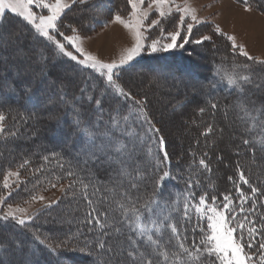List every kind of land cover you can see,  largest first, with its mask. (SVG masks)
<instances>
[{
    "label": "trees",
    "instance_id": "16d2710c",
    "mask_svg": "<svg viewBox=\"0 0 264 264\" xmlns=\"http://www.w3.org/2000/svg\"><path fill=\"white\" fill-rule=\"evenodd\" d=\"M235 1L244 4L243 0ZM101 2L102 0H91L83 5H75L66 11V19L64 17L62 19L66 24L75 27L79 33H86L87 22L83 19L84 11L95 9ZM248 3L251 7L264 12V0H248ZM117 4L109 9L108 13H117ZM78 14L80 17H77ZM6 16L7 22L0 26V33L22 27L21 18L11 13H6ZM26 40L30 42L34 40L37 46L46 50L47 60L43 61L45 70L41 74L38 73V69L35 71V60L32 59L27 63L26 70H11L18 66L20 58L17 54L10 55L6 48L11 45L0 40V57H8L6 60L0 59V114L5 116L6 121L3 138L0 140V196L5 195L4 176L14 169L19 170L22 180L16 186V188L20 187L18 191L8 197L9 203L27 201L35 197L36 192L53 185L73 184L74 186L68 188L63 203L40 211L23 225L11 220H0V264H21V262L100 264V258L88 255L91 248L97 247L96 241L103 235L93 217H97L101 223L107 225L103 231L108 232L109 236L105 237V240L116 250L121 260L126 256L127 250H133L131 241L127 239L128 236L151 250L154 246L146 242V238L139 239L137 233L126 226L125 211L135 206L143 212L144 209L140 206L146 200L155 197L161 202L158 213L167 215L174 207H182L184 197L187 195L189 177L200 181L199 186L193 184L192 188L197 198L206 192L209 198L216 195L217 203H220L223 194L230 192L233 200L236 201L237 193L228 177L238 180L237 163L249 183L258 189L253 196L247 185L242 183L239 185L250 197L244 205L246 209L252 207L255 200L256 211L249 218L260 222V217L264 214V207L261 206L264 205V150H262L264 126L260 123L264 120V111H261L254 121L243 110L242 115L248 122L244 129H232V127L229 129V124L235 120L231 110L240 103H243L248 110L253 108L264 110V89L261 92L253 91L261 85L257 80L264 77V63L248 60L234 52L228 54L224 50L225 47L221 46L213 49L218 52V56L215 57L217 59L205 57L203 60L205 63L189 57L184 50L143 58L130 66L118 69L114 75L116 83L126 93H130V98H126L114 87L109 86L106 79L93 69L84 68L76 61L51 51L54 46L44 38H36L28 34ZM222 51H224L223 55ZM28 52H31L30 48ZM28 52L26 51V54ZM243 65L249 67L244 68ZM152 70L162 73H152ZM167 70L175 75L176 80H190L191 84H194V89L212 92L204 99L194 97L195 95L191 98L190 107L193 109V116L184 128L189 130V133L184 136L186 141L180 145V148L178 144L171 148L152 117L150 104L147 101L143 105L137 103L144 101L145 98L125 86L130 75L142 72L157 79L160 78L159 76L162 78L166 76ZM233 70L250 75L252 83L244 86V93L228 86L226 79L223 78L224 72ZM61 72L75 76L76 80H67L66 84L61 85ZM43 81L49 86H42ZM196 82L199 84L195 86ZM56 84L59 86L57 89L54 88ZM61 95L66 98L62 100L64 101L62 105L55 109L52 122H49L41 109L45 107V100L50 97L59 100ZM89 95L93 99L102 97V112L87 99ZM77 100L80 102L77 103ZM213 103L217 105L215 109L211 107ZM141 106L154 128L159 129L158 133L149 131L150 125L143 116L138 115L137 109ZM185 107L181 105L178 111H184ZM201 108L204 109L203 112L200 111ZM117 111L121 117L127 115L129 119L126 122L121 120L118 128L112 130L111 143L129 147L135 144L136 150L129 158L126 154L127 149L122 153L106 149L104 153H98L100 159L97 160L91 157V153L97 150L93 148L92 140L84 134V128L91 127L97 132L95 142L99 144L103 138L98 134L108 129L110 114H115ZM35 126H37L36 135ZM209 126L212 132L204 135ZM47 129H49L47 136H43L42 132ZM29 133H32L31 137ZM159 136L164 138V147L168 152L169 161L166 169L163 165L160 169L155 167L159 158L163 156V152L157 148ZM25 137L27 139L23 140ZM244 139H250L253 143L245 145ZM41 141L45 146L38 145ZM108 143L109 141H105V144ZM16 145L24 148L23 151L18 152L19 154L12 152V146ZM204 153L208 155L204 156ZM117 157L125 161L130 176L117 175L120 168V164L115 161ZM201 158L210 165L211 172H207L199 165ZM137 163H139V172L135 171ZM21 164L24 166L21 167ZM163 170L169 171L171 178L166 177L162 182L164 186L157 188L156 175L162 174ZM69 172L75 175L69 176ZM80 181L88 187L84 188ZM133 183L136 187H132ZM125 193L127 195H124ZM88 199L93 201L91 205ZM177 200L180 201V205H176ZM165 203L168 205L167 208H163ZM121 204L124 205L123 208ZM60 208L64 209L58 211ZM93 208L96 209L95 212H92ZM89 213H92V216H89ZM245 214L247 213L241 215ZM181 215V211L172 210L177 226L188 229L189 239L186 244L191 246L193 235L197 242L200 238L199 229L195 234L191 231L197 221L193 217L191 223H186L180 219ZM61 219L68 221V224L56 228V220ZM127 219L129 221L134 219L130 211L127 213ZM237 219H240V216ZM200 223L203 225L204 221ZM116 229H120L121 232L117 233ZM152 234L154 239L161 241L162 245L167 243L171 235L170 229L164 230L163 236L157 234L155 230ZM36 236L45 243L41 244L35 239ZM60 241L70 242L71 247H60L55 253L47 247L48 244L55 247ZM18 244L21 246L17 247ZM172 244H175V240ZM85 245L88 248H85ZM257 247L258 245L251 250V253L254 255V262L260 264L256 256ZM163 250L169 252L170 259L167 264H172L176 259L173 253L179 249L172 245H167L166 249L156 248L157 252Z\"/></svg>",
    "mask_w": 264,
    "mask_h": 264
},
{
    "label": "snow or ice",
    "instance_id": "6c2138e0",
    "mask_svg": "<svg viewBox=\"0 0 264 264\" xmlns=\"http://www.w3.org/2000/svg\"><path fill=\"white\" fill-rule=\"evenodd\" d=\"M243 2L246 10L251 11V6L249 5L248 0H243ZM86 3H88V0H0V26L7 22L6 13H11L14 14L15 17L21 18L20 22L22 24V27L18 30L0 33V40H4L11 46L19 45L22 50L28 51V49L24 47L27 35L31 34L36 38L42 37L45 41L54 46L51 51L58 52L64 57L76 61L84 68L93 69L101 76L106 77L108 85L114 87L120 95L130 98V93H126L124 89L116 83V80L114 79V75H116L115 70L122 65L127 64L135 56H138L141 53V50L144 47V41L147 39L144 31L160 25V31L163 35L161 19H167L170 17L173 10L179 13L180 15L172 21L173 30L167 33L166 38L170 37V41L161 44L159 39H153L150 43L152 52L168 51L176 47L182 48L187 44L188 37L193 30V24L199 23L195 11L190 10L187 3H185V5H180L176 4L175 0H149L148 7L144 9L143 5L145 0H128V4L131 6L129 19L125 20L121 15L116 14L114 16V21L123 24L124 27L133 32L136 41L135 46L129 49L127 54L122 56L119 62L113 61L111 63H104L96 56L85 52L81 46L82 40L78 34V30L71 24H66L65 20L62 19V17L66 19V10L71 8L72 5H83ZM153 9L158 13V17L152 19L146 24L145 22L148 20L149 14ZM186 17L189 20L188 23H186ZM62 27L71 29L72 34L66 35L65 32L61 30ZM25 29L27 31H25ZM142 29L144 31H142ZM181 31H184L185 33L183 37H181ZM215 31L217 33L221 32L219 26H216ZM58 37L62 39H58ZM227 39L232 42V49L234 52L239 49L240 55L247 57L248 60H253V57L249 56L247 51L237 45L236 37L228 36ZM178 40H180L179 44H177ZM202 40H211V37L205 35L200 40H196L195 43L199 44ZM62 41L67 42V45L74 48L75 52L79 53L83 59H78L77 55H74L73 51H69L66 48L65 43ZM30 55L37 63L47 60V56L43 50H31ZM260 63H264V61ZM242 67L248 68L249 66L243 65ZM41 71H43V69H41ZM223 78L226 79L228 86L233 87L240 93L245 92L244 86L246 84L252 83L250 75L237 73L235 70L232 72H224ZM81 91L83 92L84 90L82 89ZM61 99H64L63 95H61ZM87 99L94 103L101 112L103 111L101 108L102 97L93 99V97L89 95ZM137 103L143 105L145 101H137ZM239 106L247 115L252 117L254 121L259 117L261 111H264L256 108L248 110L244 107L243 103H240ZM211 107L215 109L217 105L213 103ZM137 111L150 125L149 131H155L158 133L159 129H155L154 125L151 124V120L147 117L144 108L141 106ZM200 111L203 112L204 109L201 108ZM254 113L255 115H253ZM128 119L129 116L124 115L121 117L118 111L115 114H110L108 129L98 134L99 137L103 138L99 144L95 142L97 132L91 127L84 128V134L92 140V146L97 150L91 153V157H94L97 160L100 159L98 153H104L106 149H112L117 153H122L123 150L127 149L126 154L131 158L136 150L135 144H132L129 147L128 145L119 143L113 145L111 143L112 130L118 128L121 124V120L126 122ZM4 120L5 116L0 114V134H3L5 131L3 127ZM260 123L264 126V120H261ZM77 124H79V121H77ZM253 127H255V124ZM251 130L252 129H249V131ZM211 132L212 128L209 126L203 134L207 135ZM11 134L15 135V133ZM105 141H109V143L105 144ZM243 143L248 145L253 143V141L250 139H244ZM164 145V138L159 136L157 138V148L163 152V156L162 158H159V161L155 166L156 169H160L161 165H163L165 169L168 167L169 157ZM262 150H264V147H262ZM207 155V153H204V156ZM115 161L120 164V168L117 171L118 176L131 175L123 159L117 157L115 158ZM25 163H27V161ZM199 165L207 172H211V167L204 158L199 160ZM23 166L24 165L21 164V167ZM135 171H140L139 163H137ZM237 171L238 180H234L231 176L228 177L229 181H231L235 187L237 193L236 201L233 200L230 192H225L223 194L220 203H217L218 197L216 195H212L211 198H209L206 192L197 198L195 192L192 191V188L193 184L199 186L200 181L199 179L193 180L189 177L187 182V195L184 197L182 207H174L172 210L181 211L182 215L180 219L186 223H191L193 217L196 218L197 222L191 231L195 234L196 230L199 229L200 238L197 242L193 235L191 246L186 244V241L189 239L187 235L188 229L186 227L180 228L177 226V223L174 222L175 218L172 216V210H169L167 215L158 213L157 210L161 208V202L153 197L150 200H146L140 206V208L144 209L143 212L134 206L131 209H127L124 213V223L126 226L133 232H136L139 239L143 240L146 238V242L154 246L151 250L144 248V245L139 243L138 240H133L131 236H128L127 239L131 241L133 250H127L126 256L121 260L116 250L112 246H109L105 240V237L109 236L108 232L103 231L107 225L101 223L97 217H93L95 222L99 224V228L103 235L97 239V247L91 248L88 255H95L100 258V264H167L170 259L169 252L167 250L157 252L156 248L166 249L167 245H172L179 249V251L173 253V256L176 257V259L172 261V264H252L254 255L251 253V250L258 245L256 248V256L260 264H264V214L261 215L260 222L249 218L250 215L256 211L255 200H253V206L246 209L244 205L250 197L245 194L244 190L240 188L239 185L241 183L247 185L251 189L253 196L258 189L249 183L244 171L240 170L239 163H237ZM68 175L73 176L75 173L69 172ZM12 176L19 178V172L9 171L7 173V176L3 181L5 189L11 187L8 182V177ZM166 177L171 178V174L167 170H163L162 174L156 175L155 184L157 188L164 186L162 182ZM80 182L84 188L88 187L87 184H83L82 181ZM89 183H91V181H89ZM55 186L56 185H53V187ZM73 186V184H70L69 188L71 189ZM132 187H136V184L133 183ZM96 191H99V189H96ZM9 195H11L10 192ZM124 195H127V193ZM85 198L87 199V196ZM40 199H43V197H40ZM88 203L91 205L93 201L88 199ZM3 204L4 199L0 198V205ZM176 205H180L179 200L176 201ZM120 206L121 208L124 207L123 204ZM261 206L264 207V205ZM167 207L168 205L165 203L163 208ZM24 211L26 210L23 208L13 209L11 204H9L8 211L3 215H0V220L7 221L11 218L17 223L23 225L25 224V220L20 218L17 213ZM95 211L96 209L93 208L92 212ZM128 211H130L134 217L131 221L127 219ZM242 213L247 214L241 215ZM88 215L92 216V213H89ZM238 216H240V219H237ZM106 218L107 214L105 213V219ZM201 221H204L203 225H201ZM166 229H170L171 235L167 243L162 245L159 239H154L152 233L153 230H155L157 234L163 236V232ZM116 232L120 233L121 230L116 229ZM257 237H259V239H257ZM35 239L39 240L41 244L45 243V241L40 240L39 236H36ZM173 240H175V244H172ZM20 246L21 245L19 244L17 245V247ZM65 246L71 247L70 242L60 241L55 247L51 244L47 245L53 253H55L58 248ZM85 248H88V246L85 245ZM140 249L143 250L141 251ZM246 249L249 251H246ZM81 251H84V249H81ZM160 257L163 259L161 260ZM21 264H24V262H21Z\"/></svg>",
    "mask_w": 264,
    "mask_h": 264
},
{
    "label": "rangeland",
    "instance_id": "374dc122",
    "mask_svg": "<svg viewBox=\"0 0 264 264\" xmlns=\"http://www.w3.org/2000/svg\"><path fill=\"white\" fill-rule=\"evenodd\" d=\"M116 3H118V12L108 13V10L114 8ZM148 3L149 0H145V3L143 5L144 9L148 7ZM175 3L180 5H185V3H187L189 9L195 11V14L199 21V23L193 24V30L191 35L188 37V43L185 44L182 48L176 47L168 51H151L150 43L153 39H159L161 41V44L170 41V37L166 38L167 33L173 30V19L180 15L173 10L170 17H168L167 19H161V25L163 26V35L160 31V25L155 26L147 31H144L142 29L145 36H147V39L144 41V47L142 48L141 53L138 56H135L127 64L122 65L120 68L130 66L133 63L142 60L143 58L158 56L159 54H171V52H176V50H179L180 52L184 50V53L189 57L196 59L200 63H205V61H203L205 57L215 58L218 56V52L213 50L214 48H220L221 46L222 48L225 47L224 50H226L228 54L230 52H234L232 49V42L227 39L228 36L236 37L237 45H239L243 50L247 51L249 56L253 57V60L259 62L264 61L263 11L256 9L255 7H251V11H247L245 8V4L236 2L235 0H175ZM72 7H75V4L72 5ZM130 13L131 6L128 4V0H102L99 6H97L95 9H86L84 11L83 17V19L87 22V24H85L86 33L81 34L78 32L82 40L81 46L83 47L85 52L96 56L104 63H111L113 61L119 62L121 57L126 55L128 50L135 46L136 41L133 32L124 27L123 24L115 22L114 16L116 14H119L125 20H128ZM71 17H73L72 14ZM77 17H80V15L78 14ZM157 17L158 13L155 11V9H153V11L149 14L148 20L145 23L147 24L152 19ZM188 22L189 20L186 17V23ZM216 26H219L221 30L220 33H217L215 31ZM61 30L64 31L66 35L72 34L71 29L69 28L62 27ZM118 34H121V36L117 37ZM184 35V31H181V37H183ZM205 35L210 36L211 40H202V42L199 44L195 43L196 40H200ZM58 39L62 38L58 37ZM62 42L65 43L66 48L69 51H73L74 55H77V57L79 56L80 59H83V57L80 56L79 53L75 52L74 48L67 45V42ZM179 43L180 40L177 41V44ZM24 47L27 49L30 48L31 50H43L44 53H46V50L37 46L36 41L34 40L31 42L26 40L24 42ZM6 51H9L10 55L13 54V56L17 54V56H19L20 58L18 66L11 69L13 71L26 70L27 63H29L31 59L34 60L30 53L27 51L28 53L26 54V51L22 50L21 46L19 45L9 46L6 48ZM223 52L224 51L221 52L222 55ZM234 53H237V55H239L240 57L247 58L239 54V49H237ZM7 58L0 57V59L2 60H6ZM37 69L39 71L38 73L40 74L44 72L45 68L43 67V62L37 63L35 61V71ZM41 69H43V71H41ZM117 70H115V72ZM162 71H164V69ZM162 71L157 72L156 70H152V73L159 74L162 73ZM171 73L172 72L170 70H167L166 76L162 78L158 75L160 78L156 79L149 76V74L138 72L137 75H130L127 77L128 83L125 81L127 83L125 86H127V88L131 89L136 94L145 98L144 101H147L152 107L151 114L154 121L164 133L169 144L171 145V148H174L176 144H178L180 148V145H182L186 141L184 136L189 133V130L187 131V129L184 128L188 124L187 121H191V117L193 116V109H191L190 107L191 98H193V96L195 95L194 97L198 96L199 99H204L212 94V92H206L197 88L194 89V84H191L190 80H176L175 75ZM104 78L106 79V77ZM67 80L74 81L76 80V77L73 75L68 76L67 74L61 72V85L66 84ZM257 81L260 82L261 85L253 91L261 92L264 89V77H260ZM198 84L199 82H196L195 86ZM56 85L54 88L57 89L59 86L58 84ZM42 86H49V84L43 81ZM62 100L63 99H55L54 97H50L48 100H45V107H43L41 110H43V114L45 115V118L49 119V122H52L51 118L54 115L55 109L60 107L62 105L61 103L64 102H62ZM78 102L80 101L77 100V103ZM181 105L186 106L184 111H178V108H180ZM242 114L243 110L241 109V107H233V109L231 110V115L233 118L235 117V120L233 122H230L229 129H231V127L232 129H244L248 122ZM5 123L6 121L4 120L3 127L5 126ZM48 130L49 129L42 132L43 136H47ZM36 132L37 126H35V135ZM28 135L31 137L32 133H29ZM2 138L3 134H0V140ZM25 139H27V137H25L23 140ZM38 145L45 146L42 141ZM23 150L24 148L20 146H12L13 153L19 154L18 152H21ZM10 171L17 172V170L15 169ZM7 173L4 178L7 176ZM21 180L22 179L20 172L19 178L15 176L8 177V182L11 187L9 189L4 188L5 195L0 196V198L4 199V204L0 205V215H3L5 212H7L8 205L11 204L13 209L23 208L26 210L24 212L17 213V215L20 218L24 219L25 223H27L40 211L46 208L54 207L57 204L63 203V201H65L69 188L68 184L44 188L35 193V198H31L27 201H22L20 203H9V192L12 195L14 194V192L18 191L20 187L16 188V186H18ZM40 197H43V199H40ZM62 209L64 208H60L58 211H61ZM8 220L15 221L11 218H9ZM67 222L68 221L62 219L59 221L56 220L55 226L56 228H59L63 225L65 226V223L68 224ZM252 264H256L254 262V259Z\"/></svg>",
    "mask_w": 264,
    "mask_h": 264
},
{
    "label": "bare ground",
    "instance_id": "6f19581e",
    "mask_svg": "<svg viewBox=\"0 0 264 264\" xmlns=\"http://www.w3.org/2000/svg\"><path fill=\"white\" fill-rule=\"evenodd\" d=\"M120 36H121V34H118V35H117V37H120Z\"/></svg>",
    "mask_w": 264,
    "mask_h": 264
}]
</instances>
